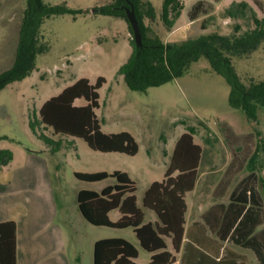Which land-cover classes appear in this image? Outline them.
<instances>
[{"label":"rangeland","instance_id":"1","mask_svg":"<svg viewBox=\"0 0 264 264\" xmlns=\"http://www.w3.org/2000/svg\"><path fill=\"white\" fill-rule=\"evenodd\" d=\"M42 1L65 3L80 12L45 18L40 30L48 49L38 55L37 68L30 76L0 89V150H8L12 155L7 164L0 165V206L21 196L33 199L36 190L22 186L19 173L23 168L37 170L43 166L53 182L56 222L62 230L66 255L72 264H92L93 243L105 237L128 240L138 250L135 262L148 264L150 255L139 245L131 227L96 226L87 222L78 210V190L99 191L103 185L113 184L115 179L87 182L77 179L74 172L125 171L136 183V202L144 212L143 222L154 223L155 213L142 205L144 191L152 181L161 180L178 135L193 128L195 141L203 146V159L198 167L195 191L186 195V201L192 211L197 206L206 207L234 148L224 136L227 132L222 123L235 134L257 129L264 144V108L258 110V119L251 125L242 110L228 105L229 85L223 76L211 69L204 57L192 62L183 75L169 82L145 91L131 90L117 73L131 53L132 33L127 22L92 11L110 0ZM163 1L138 0L137 5L145 36L162 42H180L210 32L230 34L236 24L241 32L249 27V8L258 17H264V0H180V15L168 28L162 20ZM147 2L152 7V16L148 15ZM232 2L247 3L249 7L242 8L243 17L225 15V8ZM195 4L198 7L191 19ZM24 7V0H0V74L13 63ZM232 63L243 82L250 78L264 80V42L247 57H233ZM97 76L105 78L98 89L99 107L95 109L101 130L131 133L139 146L133 156L94 151L83 139L53 134L50 127L42 124H35L34 129L30 127V121L38 119L43 101L79 77L94 83ZM85 103L83 98L75 101L76 105ZM41 133L59 141V146L46 144L38 137ZM251 170L255 173L252 185L264 199V146L257 138L247 164L236 175L223 200L232 186ZM118 215L119 212L113 210L110 219L115 220ZM191 219L187 212L186 222ZM260 230L254 233H259L262 254L257 260L242 249L250 257L246 256V264H264V240Z\"/></svg>","mask_w":264,"mask_h":264},{"label":"trees","instance_id":"2","mask_svg":"<svg viewBox=\"0 0 264 264\" xmlns=\"http://www.w3.org/2000/svg\"><path fill=\"white\" fill-rule=\"evenodd\" d=\"M24 1L14 60L12 65L0 74V89L10 82L30 76L37 68L38 55L48 49L40 30L45 18L62 14L76 15L80 12L65 3ZM129 1L139 23L142 44L136 46L132 34L131 53L118 67L117 73L122 75L131 90L145 91L148 87L169 82L183 75L192 62L204 57L211 69L223 76L229 85L228 105L242 110L249 123L255 124L258 110L264 108V80L250 78L243 82L236 73L232 58L247 57L264 42V17H258L256 12L249 8L250 24L241 32L240 26L236 24L234 32L230 34L210 32L180 42H162L145 36L141 17L137 12L138 0ZM146 4L148 15L152 16V7L149 2ZM125 6H128L126 0H110L107 4L95 8V11L125 20L132 33ZM197 7L198 4L193 6L191 19L195 17ZM243 7L249 6L245 2H232L225 8V15L232 18L243 17ZM181 9L180 0L163 1L162 20L168 28L173 26ZM104 83L103 76H97L94 83L86 77H79L43 101L38 109V119L30 121V127L34 129L35 124H42L50 127L53 134L81 138L94 151L135 155L139 146L131 133L101 130L95 109L99 107L98 89ZM78 98H83L86 103L76 105ZM222 125L227 132L225 137L233 144H241L243 141L244 145H248L257 138L260 145L264 146L259 130L235 134L224 123ZM38 137L48 145L60 144L42 133ZM202 150L201 144L194 140L193 128L182 132L175 141L162 179L154 180L145 189L142 205L156 214L158 222H143L144 213L136 204V183L125 171L120 170L74 172L77 179L87 182L115 179L113 184L104 186L100 191L80 189L76 195L80 214L87 222L96 226L131 227L139 245L151 253L150 264H171L175 261V253L180 249V264H246V255L222 243L230 231L228 239L243 247L258 249L259 258L262 254L259 249V233L253 231L261 219L259 217L258 220L255 218L250 221L246 215L247 210L242 214L247 188H240L241 182L238 188L231 192L227 206H211L202 214V221H196L185 228V196L195 186ZM236 150L242 152V149ZM11 159L10 151L0 150V165L7 164ZM261 181L263 182V179ZM113 210L119 212L116 220L109 217ZM209 230L216 231L218 239L208 235ZM260 235L264 240V230L260 231ZM184 237L187 240L183 242ZM137 255V248L128 240L121 237H105L94 242L92 263L138 264L133 261ZM0 264H16V222L12 219L0 222Z\"/></svg>","mask_w":264,"mask_h":264},{"label":"crops","instance_id":"3","mask_svg":"<svg viewBox=\"0 0 264 264\" xmlns=\"http://www.w3.org/2000/svg\"><path fill=\"white\" fill-rule=\"evenodd\" d=\"M255 142L256 138H254L252 142L248 143V145H242L239 143L233 144L232 141L228 140L230 146H233L234 148L231 150V158L225 165L222 177L212 189L211 193L213 194V196H211V201L206 207L199 208L200 206H197L193 211L190 210V205L186 201L187 210L185 212V228L196 221H202V214L211 206L217 204H224L225 206H227L230 201L229 196L231 192L238 188L239 183L241 182L242 187L240 188H247V197L243 198V202H245V209L242 214H244V212L247 210L246 215L247 217H249L250 221L254 220L255 218L258 220V218L260 217L261 221L254 227V231L256 230L258 232L259 229L264 230V199L259 195L257 190H255L254 186L252 185L255 176L253 170L240 178L229 190L227 198L224 200L222 199L228 191V188L230 187L236 175L241 172V170L247 164L248 159L253 153V146ZM240 146H242L241 153L236 150V148L238 149V147ZM202 159L203 150L199 165L200 163L202 164ZM19 174L21 176L20 183L22 186L33 187L34 190H36L33 199H31L29 196H21L12 198L10 202L4 203L2 206H0V222L10 219L16 222V264H72L69 257L66 255V247L62 230L58 228L56 222L57 207L51 177L48 175V172L44 169L43 166H40V168L37 170L33 168H23ZM197 181L198 177L193 190L187 192L186 195L195 191ZM106 185H103L101 189ZM187 212L190 214V218H192L188 223L186 222ZM154 222H158V219ZM230 232L228 233L226 239L222 242L223 245H228L238 253L244 254L247 257L248 255L246 254V252L248 251L249 254L254 257V259L259 260L257 255L258 249L254 250L250 247H243L233 243L230 239H228ZM208 235L212 236L215 239H218L216 231L212 232L209 230ZM185 240H187L186 237L183 238V242ZM242 249H245L247 251H243ZM149 255L151 256V253H149ZM181 255L182 249H180L178 253H175V261L171 264H180ZM248 258L250 259V257ZM135 259H133L134 262ZM149 261L148 264H150Z\"/></svg>","mask_w":264,"mask_h":264},{"label":"water","instance_id":"4","mask_svg":"<svg viewBox=\"0 0 264 264\" xmlns=\"http://www.w3.org/2000/svg\"><path fill=\"white\" fill-rule=\"evenodd\" d=\"M126 1L128 3V6H125L124 9L126 13V18L132 29L133 39H134L136 46H141L142 35H141V31H140V27H139L136 14L134 12V8L129 0H126ZM95 10L96 9H92V11H95Z\"/></svg>","mask_w":264,"mask_h":264}]
</instances>
